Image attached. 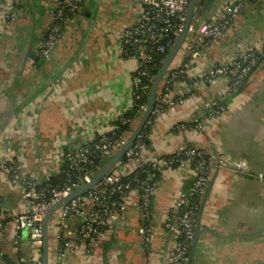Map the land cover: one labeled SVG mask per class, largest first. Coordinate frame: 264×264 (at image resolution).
Wrapping results in <instances>:
<instances>
[{
    "label": "built area",
    "instance_id": "built-area-1",
    "mask_svg": "<svg viewBox=\"0 0 264 264\" xmlns=\"http://www.w3.org/2000/svg\"><path fill=\"white\" fill-rule=\"evenodd\" d=\"M138 1L137 22L124 28L117 41L121 53L136 62L134 87L127 110L111 117L106 128L78 145L65 148L63 142H56L53 154L57 168L48 171L42 167L39 177L25 171L23 162L12 149L7 132L11 130L15 136L22 135V127L26 130L27 125H32L35 100L0 136V179L8 182L19 194V204L14 210L0 204V264H41L46 214L60 200L89 183L96 171L105 165H97L96 159H104L105 163L111 160L126 145L143 117L147 102L142 99L149 94L155 79L151 73L155 68L152 57L162 56L172 46L174 40L169 36L175 38L181 31L189 0ZM206 1L196 0V14ZM24 2H5L1 16L4 29L14 19V13L23 8ZM52 2L55 8L40 35L38 47L31 50L34 56L42 59H48L53 48L60 43L65 25L77 14L84 0ZM243 9L244 0L222 5L199 27L195 26L198 19L194 15L187 29L188 53L180 57L188 64L171 62L159 82L160 89L155 94L149 117L131 146L89 190L68 199L50 214L45 226L48 264H102V257L96 256L100 243L104 238L112 240L117 237L123 219L132 207L137 214L134 232L147 260L154 259L153 242L157 240L162 259L166 252L165 264H190L192 239L203 197L208 189L210 192L215 175L229 171L214 141L205 133L225 115L231 95L255 72L264 68V38L217 64L202 68L193 64L200 58V53L219 46L227 38L232 20ZM205 86L216 90L213 98L202 99L201 91ZM52 91L59 94L60 88L56 86ZM198 98L197 109L203 113V118L196 115L171 124L170 133L182 134L187 141L170 152L147 155V142L160 120ZM128 112L134 116L125 117ZM198 136L202 137L200 143L193 140ZM61 170L65 173L62 182L52 184L51 179ZM170 172L189 180V186L176 189L174 206L156 222L152 197ZM111 255L109 258L116 256ZM161 263L159 259L153 264Z\"/></svg>",
    "mask_w": 264,
    "mask_h": 264
},
{
    "label": "crops",
    "instance_id": "crops-1",
    "mask_svg": "<svg viewBox=\"0 0 264 264\" xmlns=\"http://www.w3.org/2000/svg\"><path fill=\"white\" fill-rule=\"evenodd\" d=\"M6 1L0 0V114L11 106L21 110L16 115L20 117L29 99L35 100L32 125H27L26 130L23 126L22 135L7 132L25 171L39 177L42 167L48 171L57 168L53 154L56 142H63L65 148L78 145L106 128L111 117L128 109L136 62L121 53L117 41L124 28L137 22L140 4L138 0H84L65 25L61 41L50 57L37 59L29 51L38 47L54 3L25 0L4 29L1 16ZM236 1H206L207 8L201 14L204 18L198 19L195 26L205 23L222 5ZM263 38L264 0H244V9L232 20L227 38L219 46L200 53L192 64L196 68L217 64ZM185 62L188 64L180 57L173 60L176 65ZM56 86L59 94L52 91ZM201 92L205 100L213 98L216 90L205 86ZM5 94L11 97L10 102ZM200 98L160 120L147 142V155L170 152L187 141L182 134L170 133L171 124L196 115L203 118L197 109ZM205 135L214 141L226 166L239 168L240 172L222 171L215 175L199 218L201 235L191 264H264V68L231 95L225 115ZM201 139L198 136L193 140L200 143ZM188 186L189 180L174 172L165 176L152 197L156 222L174 206L176 189ZM0 204L12 210L19 204L17 190L4 179H0ZM136 224L137 214L132 207L117 237L104 238L100 243L96 256L102 257V264L161 262L157 240L153 242L154 259L147 260L142 255L134 232ZM112 253L115 258H109Z\"/></svg>",
    "mask_w": 264,
    "mask_h": 264
},
{
    "label": "water",
    "instance_id": "water-1",
    "mask_svg": "<svg viewBox=\"0 0 264 264\" xmlns=\"http://www.w3.org/2000/svg\"><path fill=\"white\" fill-rule=\"evenodd\" d=\"M208 1L210 2V0H207V2ZM206 3L203 4V5H205L204 6L205 8H207V5H208ZM195 4H196V0H189L187 10L185 13V20H184L183 27H182L181 31L178 33V35L174 38L172 46L168 50L166 57L164 58V60L161 63V67H160L158 73L156 74L155 79H154V81L150 87V90H149L146 111H145L143 117L141 118L139 124L136 126L135 130L133 131V133H132L130 139L128 140V142L126 143V145L124 147H122L121 150L111 160H108L104 166H102L100 169H98L96 171L95 175L92 177V179L89 183L84 184L83 186L74 190L72 193H70L68 195L67 198L60 200L57 204H55L49 210V212L44 217L41 264H48L47 235H46L45 226H46V223H47V220H48L50 214L57 207H59V205L66 202L68 199H70L74 196H79V195L83 194L84 192H86L87 190H89L102 176H104L110 170V168L117 162V160L123 155V153L131 146L134 138L139 133V131L143 127L144 123L146 122L147 118L149 117V113L152 110L153 104L155 102V94H156V90H157V87L159 85V82H160L161 78L163 77V75L166 73V70L170 66L171 62L177 56V54H178L179 50L182 48V45L184 44V42H186L188 39L189 34L187 32V29H188V26L190 25V23L192 21V18L196 14L194 12ZM196 17H197V19L204 18V16H202L200 13L199 14L197 13ZM29 55L31 57L34 56L32 51L31 52L29 51ZM35 57L38 59L37 56H35ZM5 97H6L7 101L10 102V99H9L7 94H5ZM32 101H34V99H29V102L26 105L30 104ZM20 111H21L20 109L19 110L12 109L11 106L6 107L5 110L2 111V113L0 114V136L3 135L4 130H6L8 127L10 128L11 126H13L15 116ZM227 168L229 169L228 172H230V171L234 172V169H236V170L238 169V168H229V167H227ZM239 171L240 170H238V172ZM208 193H209V189L207 190L206 194L203 197L200 212L198 214V218H197V222H196V226H195V230H194V235H193V239H192V247H191V251H190V264L192 261V252L195 249V245H196L198 237L201 235V226H200L199 218L201 216V213L203 212L204 204H205L206 199L208 197ZM165 255H166V252L163 253L162 264H165Z\"/></svg>",
    "mask_w": 264,
    "mask_h": 264
},
{
    "label": "trees",
    "instance_id": "trees-1",
    "mask_svg": "<svg viewBox=\"0 0 264 264\" xmlns=\"http://www.w3.org/2000/svg\"><path fill=\"white\" fill-rule=\"evenodd\" d=\"M204 6V5H203ZM202 7V5L199 7L200 8V12L199 11H197V13L199 14H202V13H204L205 12V10H206V8L204 7V9H203V7ZM169 38L171 39V40H174V37L173 36H169ZM170 49V47H168L167 48V51L165 52V54H163L162 56H153L152 57V59H153V61H154V65H155V68L151 71V73L152 74H154L155 76H156V74L158 73V71H159V69H160V67H161V63H162V61L164 60V58L166 57V55H167V53H168V50ZM160 89V87H158L157 88V90H156V93L158 92V90ZM8 97H9V99L11 100V97L8 95ZM147 99H148V95L147 96H145L143 99H142V102H147ZM16 109V108H15ZM134 113H132V112H128V113H125L124 114V116L125 117H127V116H134L133 115ZM122 128H124V127H122ZM121 130H124V129H121ZM105 161L106 160H104V159H100V160H98V159H96V161H95V163L97 164V165H100V166H102V165H104L105 164ZM62 172H60L56 177H54V178H52L51 179V183L53 184V183H61L62 182V179L64 178V176H65V173H63V170H61ZM9 264H10V262H8Z\"/></svg>",
    "mask_w": 264,
    "mask_h": 264
},
{
    "label": "rangeland",
    "instance_id": "rangeland-1",
    "mask_svg": "<svg viewBox=\"0 0 264 264\" xmlns=\"http://www.w3.org/2000/svg\"><path fill=\"white\" fill-rule=\"evenodd\" d=\"M187 51H186V42H184V44L182 45L181 50L178 52V56H187ZM168 120L170 121V118L168 117Z\"/></svg>",
    "mask_w": 264,
    "mask_h": 264
}]
</instances>
